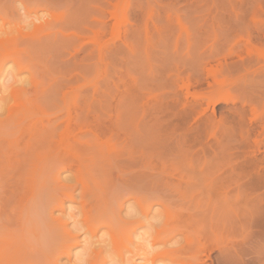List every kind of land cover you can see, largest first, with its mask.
<instances>
[{
    "label": "rangeland",
    "instance_id": "374dc122",
    "mask_svg": "<svg viewBox=\"0 0 264 264\" xmlns=\"http://www.w3.org/2000/svg\"><path fill=\"white\" fill-rule=\"evenodd\" d=\"M0 264H264V0H0Z\"/></svg>",
    "mask_w": 264,
    "mask_h": 264
},
{
    "label": "bare ground",
    "instance_id": "6f19581e",
    "mask_svg": "<svg viewBox=\"0 0 264 264\" xmlns=\"http://www.w3.org/2000/svg\"><path fill=\"white\" fill-rule=\"evenodd\" d=\"M129 212V211H128ZM31 218V217H30ZM28 224V223H27ZM24 226H25V224H24ZM26 228V227H25ZM25 233V232H24Z\"/></svg>",
    "mask_w": 264,
    "mask_h": 264
}]
</instances>
